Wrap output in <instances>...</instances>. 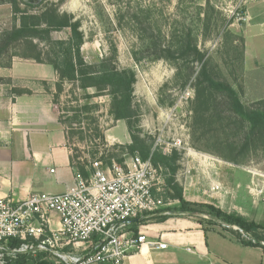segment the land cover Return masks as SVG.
<instances>
[{"label":"rangeland","instance_id":"1","mask_svg":"<svg viewBox=\"0 0 264 264\" xmlns=\"http://www.w3.org/2000/svg\"><path fill=\"white\" fill-rule=\"evenodd\" d=\"M41 2L40 7L57 4L60 13L80 20L85 39L81 55L87 64L108 56L115 46L117 67L134 70L137 130L142 137L152 138L164 127L163 140H180L181 148L174 150L179 154L175 180L182 190L192 178L194 184L190 189L198 185L203 192H210L206 195L209 202L206 205L264 224V137L247 141V124H240L221 95L201 91L202 85L197 92L199 64L179 61L177 71L165 60L135 63L131 54L140 48V30L134 27L136 23L129 21L140 7H148L149 20L138 14L140 24L157 21L167 36L173 27L178 31H192L198 49L205 55L210 77L230 85L245 108L264 109V0ZM12 26L10 6L0 5V33ZM52 37L65 40L68 31L54 32ZM12 52L0 59V65L9 62ZM6 83L7 80L0 79V84ZM93 94L91 89L71 91V86L65 85L57 104L73 165L85 163L88 173L92 162L103 163L102 158L118 154L110 151L113 146L130 142L126 123L114 121L108 114L110 99L105 95L85 99L86 95ZM96 130L103 140L96 136ZM188 149L192 154L186 158ZM187 168L189 174L185 175ZM211 182L220 186L218 194L211 190ZM221 200L223 204L218 207ZM177 205L174 202L171 207ZM202 225L210 228L206 223ZM258 233L264 236L263 230Z\"/></svg>","mask_w":264,"mask_h":264},{"label":"trees","instance_id":"2","mask_svg":"<svg viewBox=\"0 0 264 264\" xmlns=\"http://www.w3.org/2000/svg\"><path fill=\"white\" fill-rule=\"evenodd\" d=\"M0 5L10 6L13 20L12 28L0 33V59L9 51H13L9 62L4 66L0 65V67H9L14 57L49 65L57 76L55 94L53 96L54 104H58L65 85H70L71 91H87L91 89L94 90V94L86 95L85 99L107 96L110 99L108 114L114 121H124L126 123L130 143L113 146L110 151H117L118 154L112 153L106 159L102 158L104 165H111V160H114L117 164H122L124 161L123 156L132 157L138 155L142 160L150 159L155 167L162 168L166 177L167 189L164 198L178 203L176 207L168 209L172 215L190 216L194 213L206 215L207 219L202 218V220L197 219V221L200 224L206 223L211 227H220L235 234L245 246H261V243L264 242V236H261L258 231H264V224L249 222L241 216L226 213L211 205L191 204L183 199L182 188L175 180V175L179 168L177 165L179 154L177 151H172L170 155H165L161 151L152 152L153 139L142 137L137 130L138 114L133 106L136 74L134 70L119 69L117 67V50L115 46L111 47L108 56L103 57L97 63L87 64L81 55V47L85 42L84 35L80 30L81 22L76 20L73 15L60 13L57 4L40 7L42 5L41 1L32 4L25 2V0H0ZM34 9H39V11L34 13ZM148 10V7H140L138 13L133 14L129 19L132 24L136 23L134 27L140 30L138 38L141 44L139 49L132 50L131 57L133 61L139 63L141 60L149 62L165 60L172 63L177 71L179 69V61H187L188 64H199L201 67L195 83L197 92L200 91V85H202L201 91L205 90L212 94L221 95L227 102L230 111L238 118L240 124L242 126L247 124L245 133L247 141L260 136L264 137V109L245 108L230 85L210 77L207 71L205 55L198 49L196 38L192 35V31H178L173 27L169 31V36H167L163 34V31L156 23L157 21L154 23L152 21L142 22L140 24L138 22V14L146 17L150 16L148 15ZM147 19L149 20L148 17ZM142 26L143 28H141ZM63 30L68 31L67 39L58 40L52 37L54 32ZM12 92L20 94L24 91L13 89ZM88 109L85 107V110ZM76 118L78 117L74 119L77 120ZM96 134L97 137L103 140L97 130ZM70 165L75 173L84 179L89 177V173L85 170V163H78L75 167L70 158ZM167 217H154L150 218V220L161 222ZM134 225L132 227L135 230ZM238 230H241L247 239L243 238ZM10 245L12 246L14 243ZM6 264L52 263L43 260L42 256L33 258L21 255L14 260H7Z\"/></svg>","mask_w":264,"mask_h":264},{"label":"built area","instance_id":"3","mask_svg":"<svg viewBox=\"0 0 264 264\" xmlns=\"http://www.w3.org/2000/svg\"><path fill=\"white\" fill-rule=\"evenodd\" d=\"M163 128L152 136V152L170 155L182 144L163 140ZM191 154L186 150V158ZM123 157L122 164L92 162L89 177L76 173L64 193H34L17 202L0 199V264L21 255L42 256L53 264H123L144 245L166 249V244L149 241L140 231L150 218L169 216L168 209L176 202L164 198V172L150 159ZM184 173L189 174L188 168ZM210 184L213 192H220V186ZM52 214L58 216L57 229L50 227Z\"/></svg>","mask_w":264,"mask_h":264},{"label":"crops","instance_id":"4","mask_svg":"<svg viewBox=\"0 0 264 264\" xmlns=\"http://www.w3.org/2000/svg\"><path fill=\"white\" fill-rule=\"evenodd\" d=\"M0 79L7 80L0 84V199L17 202L34 193L66 192L76 173L53 103L55 71L49 65L14 57L9 67H0ZM12 89L24 92H9ZM191 184L192 178L183 186V199L209 203L210 192L198 185L190 189ZM222 204L221 200L218 207ZM57 226L58 216L52 214L50 227ZM140 231L149 241L166 244V249L144 245L123 264H264V246H245L235 234L205 227L192 216L171 214L161 222L149 220L140 225Z\"/></svg>","mask_w":264,"mask_h":264},{"label":"water","instance_id":"5","mask_svg":"<svg viewBox=\"0 0 264 264\" xmlns=\"http://www.w3.org/2000/svg\"><path fill=\"white\" fill-rule=\"evenodd\" d=\"M41 0H25V2L27 3H32V4H36V3H39ZM192 217H201V218H208L206 215H203V214H199V213H194L192 215H190ZM138 220H135V222H137ZM227 228H231V229H234V227H227Z\"/></svg>","mask_w":264,"mask_h":264}]
</instances>
